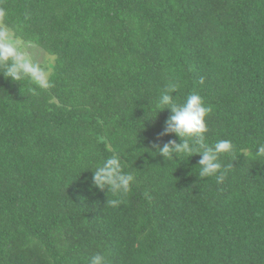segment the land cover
<instances>
[{"label":"trees","instance_id":"trees-1","mask_svg":"<svg viewBox=\"0 0 264 264\" xmlns=\"http://www.w3.org/2000/svg\"><path fill=\"white\" fill-rule=\"evenodd\" d=\"M0 23L53 57L50 89L0 63V264H264V0H0ZM229 140L222 183L159 148L169 84ZM159 111V112H158ZM113 155L134 181L101 189ZM218 173L217 175H219ZM112 201L118 203L113 206Z\"/></svg>","mask_w":264,"mask_h":264},{"label":"clouds","instance_id":"clouds-1","mask_svg":"<svg viewBox=\"0 0 264 264\" xmlns=\"http://www.w3.org/2000/svg\"><path fill=\"white\" fill-rule=\"evenodd\" d=\"M4 16L5 13L0 11V23L3 22ZM24 48L25 42L22 38L0 28V63L10 62L3 75L15 82L27 78L35 85V88L30 89L33 94L36 88L47 90L53 87L49 72L26 55ZM177 89V84H169L166 90L159 95L156 108L159 111L166 108L170 110L171 115L166 122L167 129L164 134L175 133L180 143L172 141L165 144L159 148V154L166 160H172L174 153L181 158L199 154L202 157L198 165L200 176H216L217 182L222 183L224 174L220 172L222 166L219 157L221 154L233 153L234 145L229 140L217 141L212 146L207 145L204 134L208 131L206 117L211 112V108L205 106L203 98L198 93L189 94L183 104H178L172 95L177 92ZM256 154L264 156V146L259 147ZM218 173L220 174L217 175ZM133 181V175L123 171L121 159L117 155L106 159L94 171L93 176V182L97 187L107 188L114 192L128 193ZM111 203L115 206L118 202L112 201ZM90 264H105L104 255L99 253L93 255Z\"/></svg>","mask_w":264,"mask_h":264},{"label":"rangeland","instance_id":"rangeland-1","mask_svg":"<svg viewBox=\"0 0 264 264\" xmlns=\"http://www.w3.org/2000/svg\"><path fill=\"white\" fill-rule=\"evenodd\" d=\"M0 28L8 30L6 27L0 24ZM9 31V30H8ZM10 32V31H9ZM19 47V45H17ZM24 51L26 55H29L30 58L41 65L45 69V71H50L48 68V63H53V57L46 54L40 47H38L35 44L25 42V48ZM50 63V64H51Z\"/></svg>","mask_w":264,"mask_h":264}]
</instances>
